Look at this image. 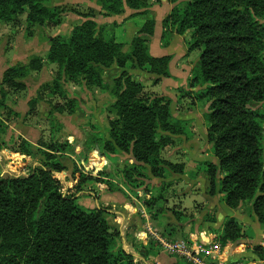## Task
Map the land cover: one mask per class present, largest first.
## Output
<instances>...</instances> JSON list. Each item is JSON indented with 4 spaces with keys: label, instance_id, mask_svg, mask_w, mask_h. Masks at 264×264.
Instances as JSON below:
<instances>
[{
    "label": "trees",
    "instance_id": "1",
    "mask_svg": "<svg viewBox=\"0 0 264 264\" xmlns=\"http://www.w3.org/2000/svg\"><path fill=\"white\" fill-rule=\"evenodd\" d=\"M49 1L0 0V20L15 21L28 12L30 25L60 24L62 11L47 7ZM167 1L176 6L162 21L164 46L169 45L172 35L191 31L189 51H201L188 87L192 94L191 90L205 86L203 91L194 92L197 96L193 99L210 102L205 121L219 165L205 164L208 195L219 192L231 209H237L241 202L254 201V215L264 226V0ZM97 3L106 17L121 15L126 8L149 15L150 4L145 0ZM182 3L185 6L179 7ZM93 16L91 11L69 38H53L48 60L65 72L68 82L85 84L89 89H107L104 70L113 65L123 69L111 90L116 99L111 106L115 118L110 121L105 147L111 154H132L134 163L123 169L129 184L134 177L148 179L149 172L155 178H164L165 172L159 170L163 164L177 167L174 172L183 175V165L160 158L165 138L157 140L160 133H178L171 101L146 94L141 83L126 71L129 61L141 69L147 67V72L158 76L157 80L170 77L171 57H153L149 51L155 20H146L132 40L130 55L124 57L120 44L98 30ZM41 68L40 59L11 67L4 72L3 85L25 90L26 85L17 79ZM47 86L52 94L68 100L59 81ZM73 103L68 101L70 115L74 114ZM22 150L34 157L28 141L22 140ZM41 165L27 176L0 178V264H135L134 257L119 246L120 233L112 231L103 210L87 211L77 203L75 194L63 195L60 181L54 176L61 165ZM218 172L223 174L219 182ZM84 177L80 176V181ZM141 185L136 183V188ZM81 191L78 185L76 193ZM155 201L145 203L153 218L159 215L152 213ZM244 238L243 226L235 218H228L223 243ZM252 252L264 262L263 245L253 246Z\"/></svg>",
    "mask_w": 264,
    "mask_h": 264
},
{
    "label": "rangeland",
    "instance_id": "2",
    "mask_svg": "<svg viewBox=\"0 0 264 264\" xmlns=\"http://www.w3.org/2000/svg\"><path fill=\"white\" fill-rule=\"evenodd\" d=\"M97 1L51 0L47 2L45 4L47 7L59 8L62 11L60 24L45 22L30 25L27 20L28 12L15 21L0 20V178L27 176L35 167H41V164H47V168H50L49 166L59 163L61 169L54 172V176L60 181L61 192L65 196L75 194L77 203L87 211L96 209L94 200L99 199L98 194L101 191L115 193L126 188L131 193H139L138 197L143 205L147 200L155 199L153 215L169 210L174 212L173 214L178 220L188 222L187 236L182 232L174 233L167 239L165 232L157 228V230L153 229L164 239L184 240L195 252L199 251L201 247L214 246L212 251L215 252L211 256L214 257L216 264H257L256 261L259 259L253 254L252 246L243 247L241 244L230 241L223 243L224 226L223 229L216 230L205 228L207 224L204 223L207 220L212 222L214 218L216 219L215 211L209 209L204 217L200 216L204 198L200 195H191V192L203 189L204 185H206V194H208L209 177L205 164L211 162L219 165L213 154V144L208 140V126L205 121L206 115L210 113V102L193 99L194 96H197L194 92L203 91L205 86L191 90V94L188 80L187 86L173 88L172 93L175 97L171 98L164 92V89L170 88L161 83L162 79L157 80L158 76L147 72V67L141 69L128 61L126 71L141 83L146 94L164 97L171 101V113L178 123V133L174 135L160 133L157 136L158 141L162 136L165 138L162 142L164 149L160 152V158L166 163L183 165V176L196 180L195 183H190L185 177H181V174L174 172L178 170L177 167L172 169L163 164L160 165V173L165 172L163 179L170 180L161 182V178H156L155 186H152L147 183L148 179L134 177L129 184L123 175V169L134 163L132 154L123 152L111 154L105 147L109 140L110 121L115 118L111 106L115 104L116 99L111 94V90L114 87V80L120 76L123 69H120L118 65L105 69L103 81L107 89H89L85 84L68 82L65 72L61 71L57 64L48 60L51 40L55 37L69 38L74 28L87 20L91 11L94 12L91 19L97 23L98 30L103 32L107 36L106 38H115L121 46V54L124 57L130 55L132 40L137 35V33L135 34L137 27L143 25L144 17L136 13L130 16V13L137 11L129 8H127L129 10L125 9L128 14L124 12L121 15L111 16L123 19L124 23L121 22V24L123 23L125 28L121 33L117 22L114 23L115 25H112L111 22L108 25L102 24L108 17L104 15V10ZM145 1L149 4L153 3L151 7L156 6L159 2V0ZM175 6L176 4H174ZM184 6L185 3L179 5V7ZM150 13L147 19L161 20L162 15L165 16L164 14L170 12L162 8L156 13L153 11ZM130 19H133V22ZM191 35L192 32L188 31L179 36L183 37V43L186 45L187 61L195 62V64L198 61L197 66H199L201 51L196 49L189 51ZM174 36L176 34L171 36L170 43ZM150 41L148 43L149 50ZM179 50L177 47L175 53ZM167 56L171 57V61L173 60V56ZM34 59L41 60L42 68L38 71L26 72L23 78L17 79L26 85L25 90L16 91L3 85V75L7 69L28 65ZM196 67L192 69L190 78ZM171 77L170 74L169 78ZM56 80L66 91L68 100H63L50 92L47 85H51ZM69 100L74 101L71 105L74 110L73 115L68 113L70 110ZM22 140L31 144L34 157L23 152ZM98 168L101 170L95 171ZM80 176L89 179L85 180L84 177L80 181ZM222 177L223 174L218 172V182ZM138 182L142 185L139 187L141 190L136 192L133 189H136ZM78 185L82 187L83 191L76 193ZM90 192L94 195L89 194ZM185 192H190V195L187 196ZM221 196L222 202H224L223 195ZM253 203L254 201H244L238 205V208L241 215L252 216L253 214V218L257 220L254 215ZM107 209H111V207L101 208L109 223L108 217L111 219L112 216ZM235 219L243 226L244 239L255 235L239 219ZM227 221L228 219L225 222ZM260 227L264 229V226L260 225ZM111 228L112 231H118L113 226ZM196 233L201 234L202 238L200 239ZM262 234L264 236V231ZM147 237L171 254L151 234L147 233ZM261 241L258 245L264 246V237L261 238ZM236 247L237 251L245 250L251 253L247 261L244 258L233 262V259L225 257L228 251H233ZM179 258L181 261L179 264L184 262L188 264L184 258Z\"/></svg>",
    "mask_w": 264,
    "mask_h": 264
},
{
    "label": "crops",
    "instance_id": "3",
    "mask_svg": "<svg viewBox=\"0 0 264 264\" xmlns=\"http://www.w3.org/2000/svg\"><path fill=\"white\" fill-rule=\"evenodd\" d=\"M153 3H150V7L148 8L149 14L153 11L156 13L157 10L165 8L166 11H171L174 7L173 4H170L167 0H159L156 6H153ZM126 10H129L126 8ZM142 12V11H140ZM140 12H132L129 15H134L135 13L144 17L146 22L147 16L144 14H139ZM166 13V12H165ZM125 14H128L127 11ZM124 14V15H125ZM168 14V13H167ZM167 14L162 15V19L155 20V29L154 35L151 37L150 41V54L153 57H163L167 55L173 56V60L170 64V74L171 78H161V83L164 86L169 87L170 89H164V92L174 98L175 95L172 93L173 88H181L187 86L188 80L190 78L191 71L194 67L197 66L198 61L189 63L186 59L188 53L186 54V45L183 43V37L176 35L172 38L171 43L169 46H164L162 42V21L167 16ZM136 18V17H135ZM122 20V21H121ZM131 21L133 19H130ZM112 23V25L117 22L119 24L120 32L124 30V25H122L123 19H118L114 17H108L102 23L104 25H108ZM121 22H123L121 24ZM133 22V21H132ZM143 23V25H144ZM115 25V24H114ZM142 25V26H143ZM141 26V27H142ZM141 27H137L135 32L141 29ZM179 47V52L175 53L176 48ZM163 90V89H162ZM185 120V119H183ZM90 162V161H88ZM96 166V163L94 164ZM101 170V169H96ZM185 177L188 182L195 183L196 180L190 179L187 176ZM156 178L149 172V178L147 180L148 184H152L155 186ZM162 180H170V179H160ZM166 181V182H167ZM99 189V187H98ZM136 192H139L141 188L133 189ZM89 194L94 195L92 192ZM187 196L190 195V192H185ZM200 195L204 198V205L201 208L200 216L204 217L206 212L210 210L215 211L216 222H206L207 224L205 228H212L213 230L216 229H223L224 224L226 223V219L228 218H237L241 221L248 230H251L254 236L252 235L249 239L240 240L236 244H241L243 247H250L260 244L261 238H263V231L264 229L260 227V224L256 219L252 216L241 215L240 210L238 209H231L229 208L224 202H222V196L217 192L215 196H209L206 194V185L203 186V189H200L198 192H191V195ZM139 193H131L128 189L124 188L121 191H117L115 193H104L101 191L98 194V198L94 200L96 209H101L110 206L111 209H107V211L112 216L111 219L108 217V221L111 226L117 228L118 232L120 233V241L119 246L127 253L131 254L134 257V261L136 264H177L181 261L180 258L176 255L168 254L161 248L155 241L151 238L147 237V233L151 234L149 228L157 230L160 229L162 232H165V238L171 237L174 233H183L187 234L189 231L188 222L178 220L174 216L173 211L165 210L162 214L160 213L157 217H151L148 210L146 209V205H143L142 201L139 199ZM182 201V200H181ZM198 202V201H196ZM94 206V205H93ZM170 208V207H169ZM188 210H191L188 208ZM196 215L198 213H195ZM199 215V214H198ZM157 228V229H156ZM171 233V235H170ZM203 233V232H202ZM162 234V233H161ZM196 235L201 239L202 235ZM187 236V235H186ZM193 237V234L191 235ZM253 238V239H252ZM170 240V239H169ZM181 240V239H175ZM173 241V240H172ZM237 246V245H236ZM251 253L248 251H237V247L233 249V251H228L225 257L229 259H233V262H237L239 259L246 258V261L249 259L248 257L251 256ZM255 259V257H254ZM253 259V260H254ZM255 261V260H254ZM187 262V261H186ZM232 262V261H231ZM257 264H262L259 260L256 261ZM183 264H186L185 262Z\"/></svg>",
    "mask_w": 264,
    "mask_h": 264
},
{
    "label": "built area",
    "instance_id": "4",
    "mask_svg": "<svg viewBox=\"0 0 264 264\" xmlns=\"http://www.w3.org/2000/svg\"><path fill=\"white\" fill-rule=\"evenodd\" d=\"M151 235L171 254L184 258L188 264H216L212 251L213 247L199 248L193 251L184 240H166L153 229L149 228Z\"/></svg>",
    "mask_w": 264,
    "mask_h": 264
}]
</instances>
